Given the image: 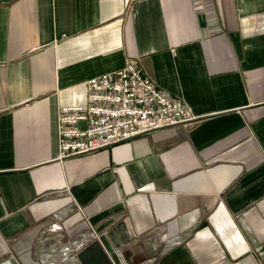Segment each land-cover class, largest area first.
Masks as SVG:
<instances>
[{"label":"crops","instance_id":"0c3cea01","mask_svg":"<svg viewBox=\"0 0 264 264\" xmlns=\"http://www.w3.org/2000/svg\"><path fill=\"white\" fill-rule=\"evenodd\" d=\"M126 56L195 118L58 158L59 106ZM94 240L114 264H264V0H0V258Z\"/></svg>","mask_w":264,"mask_h":264},{"label":"built area","instance_id":"2783aa9c","mask_svg":"<svg viewBox=\"0 0 264 264\" xmlns=\"http://www.w3.org/2000/svg\"><path fill=\"white\" fill-rule=\"evenodd\" d=\"M85 84L84 102L58 108V158L195 118L183 99L158 87L142 65L128 56L119 65L87 77Z\"/></svg>","mask_w":264,"mask_h":264},{"label":"water","instance_id":"95a60500","mask_svg":"<svg viewBox=\"0 0 264 264\" xmlns=\"http://www.w3.org/2000/svg\"><path fill=\"white\" fill-rule=\"evenodd\" d=\"M93 244L97 248V252L92 251L91 245L83 247L81 250L72 254L59 264H101L99 260H102L104 264H114L107 252L100 245L98 240H94ZM0 264H20L12 254H7L0 258Z\"/></svg>","mask_w":264,"mask_h":264}]
</instances>
